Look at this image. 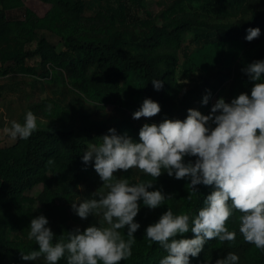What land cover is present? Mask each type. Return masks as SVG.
Segmentation results:
<instances>
[{"label": "trees", "instance_id": "trees-1", "mask_svg": "<svg viewBox=\"0 0 264 264\" xmlns=\"http://www.w3.org/2000/svg\"><path fill=\"white\" fill-rule=\"evenodd\" d=\"M42 1L51 4L45 15H38L28 7L25 18H9L8 11L23 6L24 0H0V75L14 70L48 75L50 69H58L64 80H70L74 91L99 104L140 108L148 98L161 107L159 114L147 118L148 124L172 119L179 104L185 84L178 78L177 68L186 33L193 31L198 41L205 37L198 50L185 52L184 63L193 68L207 70L220 59V54L212 51L214 40L199 33L200 28L214 31L219 43L227 45L231 76L237 89L235 97L242 92L250 95L253 87L242 69L256 60H264V7L256 5L263 0H175L160 13L148 11L145 17L133 13L143 6L142 0ZM195 2L203 3L209 11L190 9ZM257 27L261 30L259 38L247 41V29ZM44 30L57 35L59 42L39 33ZM33 43L34 47L30 46ZM31 60H37L40 67L35 69ZM152 80H162V89L157 91ZM124 94L130 96L129 101L123 98ZM211 98L212 95L209 105ZM40 108L45 117L61 127L37 128L27 140L18 138L13 144L0 145V264H45L43 257L36 261L21 258V252L38 250V245L27 239L30 222L36 217L27 204L38 201L46 209L59 207L72 198L81 183L99 177L94 161L85 165L82 160L90 145L100 143L99 137L115 128L117 134H127L139 142L141 127L135 125L131 116L105 122L83 114L82 121L67 123L70 110L64 106L53 105L46 98ZM194 160L195 157H185V162ZM123 176L133 184L152 182L149 191L161 190L172 196L154 210L139 202L135 222L140 228L134 233L132 256L120 262L160 264L167 253L146 238V227L157 222L169 207L174 215L189 210L192 216L197 215L212 187L200 184L196 186L197 192H193L187 178L177 180L167 172L156 180L145 174L136 180L129 171ZM40 183L44 189L37 197L27 194ZM238 216L235 213L226 225L230 231H236V240L224 243L209 240L197 257H190V264H215L216 259L229 252L239 257L238 264H264V249L246 243L239 233ZM14 228L21 230L22 235L11 239L9 231ZM74 230L62 224L54 234L66 238L67 232ZM120 231L127 239V227ZM193 235L189 231L176 238ZM58 264H67L66 257Z\"/></svg>", "mask_w": 264, "mask_h": 264}, {"label": "clouds", "instance_id": "clouds-1", "mask_svg": "<svg viewBox=\"0 0 264 264\" xmlns=\"http://www.w3.org/2000/svg\"><path fill=\"white\" fill-rule=\"evenodd\" d=\"M260 34L258 27L248 28L245 39L251 42ZM242 71L253 82L250 95L242 92L230 103L220 98L208 115L190 108L184 120L145 123L139 130V142L117 134L115 128L99 137L100 143L90 145L82 160L85 165L94 161V170L107 191L99 188L78 206L76 201L72 203L81 219L91 214L100 217L98 224L67 232L66 238L56 237L47 226L48 219L37 216L30 222L27 239L33 240L38 250L21 252V258L36 261L43 257L45 264H58L65 257L67 264H120L130 258L134 233L140 228L135 222L139 202L154 210L172 199L161 190L149 191L152 182L133 184L115 175L132 169L155 180L164 172L177 180L187 178L193 192L200 184L212 187L197 215L192 216L190 210L174 215L169 207L146 227V238L167 253L160 264H190V257H197L209 240L234 242L237 233L226 225L235 213H239L238 230L244 241L264 249V60H256ZM152 83L157 91L163 87L162 80ZM208 102L205 95L202 103ZM160 112V105L146 98L132 118H152ZM3 131L13 140H27L37 131V117L28 111L23 124L12 121ZM185 157L195 160L185 162ZM126 227L127 239L120 231ZM189 231L193 238H176ZM238 261L239 257L229 252L215 264Z\"/></svg>", "mask_w": 264, "mask_h": 264}, {"label": "rangeland", "instance_id": "rangeland-1", "mask_svg": "<svg viewBox=\"0 0 264 264\" xmlns=\"http://www.w3.org/2000/svg\"><path fill=\"white\" fill-rule=\"evenodd\" d=\"M175 0H142L143 6L135 8L133 13L137 17H145L149 12L160 13ZM257 6L264 7V0L256 3ZM33 9L38 15H45L51 8V4L42 0H24V5L8 11L9 18H25L27 8ZM189 7V6H188ZM190 9H196L207 13V7L201 2H195ZM240 18V17H237ZM235 18V19H237ZM202 35H208L214 40L212 51L220 54L218 62L209 69L193 68L185 65V52L189 54L198 50L205 43V37L200 41L194 39V32L185 34L182 49L179 51L180 64L177 68V76L184 81V88L179 97V104L173 115V120H184L187 117L188 109H196L204 115L210 114L212 106L215 102L223 98L225 102L230 103L235 97L237 89L234 86L233 77L231 76V65L227 45L219 43V37L214 31L202 27L198 31ZM40 34H45L52 42H59V37L54 33L44 30ZM33 43L32 47H34ZM30 63L38 69L40 67L37 60H31ZM205 95H212L210 105L202 103ZM50 99L53 105L60 104L70 110V116L67 117V123L80 122L81 115L88 116L91 119L101 120L105 122H114L117 119L131 116V120L135 125L142 127L147 123V118L139 120L133 119L132 114L138 110L137 106L118 107L114 104H99L91 100L85 95L78 94L73 90L70 80H64L58 69H50L48 75L41 74H25L19 70L11 71L5 75H0V145L6 146L13 144L17 139H11L3 129L11 126L12 121L23 124L25 114L31 111L37 117V128L58 129L60 124L50 118L45 117L42 113L40 105L44 99ZM123 98L129 101L130 96L124 94ZM36 110V111H35ZM6 117V119H5ZM134 179H140L144 174L138 169L129 170ZM125 172L118 171L115 175L119 178ZM103 182L100 177L91 178L87 182L79 185L75 194L69 201H64L61 206L53 209H46L45 206L36 202L35 204H27V207L33 208V213L37 216H45L53 233L59 228V225H65L69 228L81 231L91 225H97L100 217L89 215L87 219H81L73 210L72 203H78L92 198V194L99 188L106 192L107 189L102 188ZM44 189V184L40 183L27 192L28 195L37 197ZM22 232L19 229H10L9 238H17Z\"/></svg>", "mask_w": 264, "mask_h": 264}]
</instances>
